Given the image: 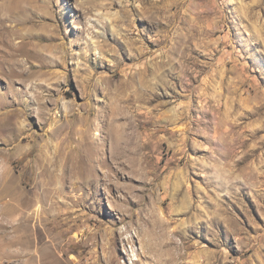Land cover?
Masks as SVG:
<instances>
[{
  "label": "rangeland",
  "instance_id": "obj_1",
  "mask_svg": "<svg viewBox=\"0 0 264 264\" xmlns=\"http://www.w3.org/2000/svg\"><path fill=\"white\" fill-rule=\"evenodd\" d=\"M0 264H264V0H0Z\"/></svg>",
  "mask_w": 264,
  "mask_h": 264
},
{
  "label": "bare ground",
  "instance_id": "obj_2",
  "mask_svg": "<svg viewBox=\"0 0 264 264\" xmlns=\"http://www.w3.org/2000/svg\"><path fill=\"white\" fill-rule=\"evenodd\" d=\"M21 203H23V201H20Z\"/></svg>",
  "mask_w": 264,
  "mask_h": 264
}]
</instances>
